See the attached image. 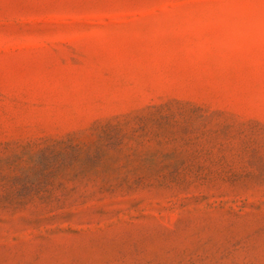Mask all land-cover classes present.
<instances>
[{
  "label": "rangeland",
  "instance_id": "1",
  "mask_svg": "<svg viewBox=\"0 0 264 264\" xmlns=\"http://www.w3.org/2000/svg\"><path fill=\"white\" fill-rule=\"evenodd\" d=\"M0 264H264V0H0Z\"/></svg>",
  "mask_w": 264,
  "mask_h": 264
}]
</instances>
